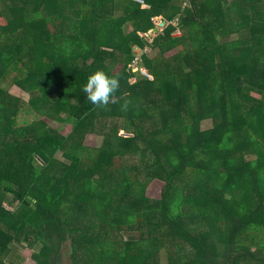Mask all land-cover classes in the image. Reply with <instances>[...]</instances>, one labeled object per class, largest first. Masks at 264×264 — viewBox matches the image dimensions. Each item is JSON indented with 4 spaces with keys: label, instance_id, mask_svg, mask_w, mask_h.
<instances>
[{
    "label": "trees",
    "instance_id": "trees-1",
    "mask_svg": "<svg viewBox=\"0 0 264 264\" xmlns=\"http://www.w3.org/2000/svg\"><path fill=\"white\" fill-rule=\"evenodd\" d=\"M142 1L0 0V248L37 241V264H67L73 241L70 264H164V232L178 264H264V0ZM98 69L120 83L103 107L82 90ZM47 100L57 124L111 118L131 136L100 125L96 149L25 120Z\"/></svg>",
    "mask_w": 264,
    "mask_h": 264
},
{
    "label": "rangeland",
    "instance_id": "rangeland-1",
    "mask_svg": "<svg viewBox=\"0 0 264 264\" xmlns=\"http://www.w3.org/2000/svg\"><path fill=\"white\" fill-rule=\"evenodd\" d=\"M142 8H147V7H143ZM157 22V20H156ZM158 24V22L156 23ZM175 25V24H174ZM155 27V26H154ZM163 28V27H162ZM160 28V29H162ZM126 31H130V27L127 26ZM151 31V30H150ZM150 31H148L145 35V37L151 38L155 35H153ZM174 35H179V32L176 31L174 32ZM144 49H146V47H143ZM140 48H136L135 52L138 53ZM148 57L153 59L154 57H157V51H148ZM137 61L134 62L133 68L134 71L137 72L139 71L143 76H145V68L144 67H140L138 68L136 66ZM146 77V76H145ZM148 78L149 81H152V77H146ZM134 79H131L130 82L134 83ZM9 93L15 98H19L21 100H23V102H30L31 105H36L37 103H43L44 100L42 99H36V100H31V96L24 90L19 89L17 86H11L9 89ZM250 96L253 98H259L260 95L254 91L250 92ZM47 104H43L42 106V116H37L32 112V115H25L23 114L26 119L28 121H31L32 119H36L37 121L35 122V125H39L38 120H45L47 121V123L49 124V130L51 132H53V130H51L53 127L58 130V132L62 135H67L70 131H71V127L74 126L75 129L72 132V134L70 135V139L71 140H75L76 143H79L81 145H84L86 147H90V148H100L102 146H104V143L106 142L105 140V135L106 132H108L107 130H103L100 127V125L102 127L108 128L109 130L111 129H116V131H118L119 129V135L122 136H126V137H130L131 134L126 133L124 130H122V126H123V121L122 122H116L113 119H107V120H96V121H84V122H77L74 119H70L65 123L62 124H57L59 122H57L56 120H54L51 117H48L45 115V113L47 111H49V109H55V105H53V101L52 100H47ZM55 122V123H54ZM212 123L210 120L204 121L201 124V127L203 130L205 129H209L211 127ZM151 126V125H150ZM53 128V129H54ZM54 158L57 161H61V162H66L65 158H64V151H57L56 154L54 155ZM37 161L35 162V165L40 168L41 167V161L39 159H36ZM130 160H133L132 162H135V160H137V158L135 159V157L133 156H128V158L125 157L123 158V162L125 163L126 161L128 163H131ZM158 185H153L152 188L153 190H157L158 189ZM4 208L7 210H10L9 206L4 204ZM157 238H159V244L163 245L161 248V250L159 251L158 255L163 252L168 256L167 262L168 264H178L177 262V257H176V249L179 246V244L172 239L171 237H169L166 233L164 232H160L157 234ZM71 242L73 241H67L65 242L64 246L61 249V256L63 258L64 262L68 263L69 260V256L70 253L72 251V245ZM4 245H1L0 248V264H37L36 262H41L43 255H40L41 251H42V246L39 242L34 241L32 247L30 246H26L24 243L23 244H18V243H12L9 244L7 246V248L3 247ZM40 247V248H38ZM33 249L35 252H38V254L36 255L37 257L35 258L34 256L32 257V253H33ZM1 256H3L1 258ZM183 261H185V258L179 256ZM162 258V257H161ZM166 260L164 264H167ZM72 263L73 264H87V255L84 252H81L80 254L76 255L74 254L73 259H72ZM180 264H182L180 262Z\"/></svg>",
    "mask_w": 264,
    "mask_h": 264
},
{
    "label": "clouds",
    "instance_id": "clouds-1",
    "mask_svg": "<svg viewBox=\"0 0 264 264\" xmlns=\"http://www.w3.org/2000/svg\"><path fill=\"white\" fill-rule=\"evenodd\" d=\"M120 88L118 78L108 75L104 70L98 69L88 76L87 83L83 86V92L87 99L97 107L109 104L114 94Z\"/></svg>",
    "mask_w": 264,
    "mask_h": 264
},
{
    "label": "water",
    "instance_id": "water-1",
    "mask_svg": "<svg viewBox=\"0 0 264 264\" xmlns=\"http://www.w3.org/2000/svg\"><path fill=\"white\" fill-rule=\"evenodd\" d=\"M158 24L155 25V27L150 31L153 35H156L159 33L160 28L165 26L164 21L162 20V17H159L157 19ZM114 99H112L111 101H113Z\"/></svg>",
    "mask_w": 264,
    "mask_h": 264
},
{
    "label": "built area",
    "instance_id": "built-area-1",
    "mask_svg": "<svg viewBox=\"0 0 264 264\" xmlns=\"http://www.w3.org/2000/svg\"><path fill=\"white\" fill-rule=\"evenodd\" d=\"M134 1L139 2L140 4H142L143 7H147V6L144 5L142 0H134ZM135 61H137V60H135ZM144 74H145L146 77H151V76L147 75L146 72Z\"/></svg>",
    "mask_w": 264,
    "mask_h": 264
},
{
    "label": "crops",
    "instance_id": "crops-1",
    "mask_svg": "<svg viewBox=\"0 0 264 264\" xmlns=\"http://www.w3.org/2000/svg\"><path fill=\"white\" fill-rule=\"evenodd\" d=\"M4 200H6V197L5 196H4V198L3 197H0V201H4ZM4 204H6V203H4Z\"/></svg>",
    "mask_w": 264,
    "mask_h": 264
}]
</instances>
